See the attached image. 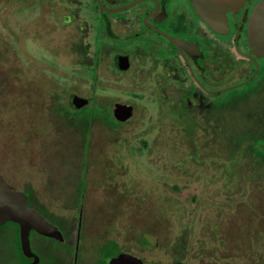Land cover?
<instances>
[{
	"label": "rangeland",
	"instance_id": "rangeland-1",
	"mask_svg": "<svg viewBox=\"0 0 264 264\" xmlns=\"http://www.w3.org/2000/svg\"><path fill=\"white\" fill-rule=\"evenodd\" d=\"M62 1L0 0V110L6 114L16 112L18 46L28 56L36 52L38 67L48 71L47 80L60 79L54 73L59 70L68 75L70 92L87 98L94 95L102 102L92 100L84 111L111 106L115 100L129 102V69L113 72L109 58L115 51H99L100 44L124 48L129 39L109 38L90 0H71L73 5ZM126 1L116 0V4ZM119 13L129 15L125 11L110 14L120 17ZM63 18L68 23L62 24ZM114 27L119 36L129 29L120 19ZM81 46L86 48L84 53ZM96 50L102 56L98 64ZM97 73L100 79L94 84ZM51 88L61 90L60 84ZM47 91L42 88L44 99L51 97ZM231 93H218V97ZM143 105H137L134 118L111 129L99 120L90 126L88 119V128L80 130L74 120L66 124L64 134L59 129L60 114L52 111L53 125L43 127V114L37 108L33 115L50 190L71 194L86 188L84 207L115 213L113 232L119 243L152 264L176 260L181 264H264V175L254 176L245 164L248 159L242 146L246 142L238 150L219 144L216 136L194 135L190 128L183 134L174 125L182 121L172 114H167L158 130H151ZM165 108L170 111L168 103ZM230 115L221 121L226 132L241 122ZM184 122L189 126V120ZM54 123L59 124L58 132ZM153 123L156 127L159 121Z\"/></svg>",
	"mask_w": 264,
	"mask_h": 264
},
{
	"label": "flooded vegetation",
	"instance_id": "flooded-vegetation-1",
	"mask_svg": "<svg viewBox=\"0 0 264 264\" xmlns=\"http://www.w3.org/2000/svg\"><path fill=\"white\" fill-rule=\"evenodd\" d=\"M260 1L264 0H244L237 8L225 11L227 27H221L223 32H218L201 19L192 0H138L123 10L129 12L128 16L119 13L120 17L110 14L115 12L101 10L96 0L98 12L96 8L95 12L103 21L104 33L115 40L129 39V45L124 48L99 45V51L104 48L103 53L115 51L110 58L107 55L113 72L122 73L129 69V102L115 100L111 106L105 105L104 108L110 110L106 119L109 122L96 120L109 128L119 126L136 116L138 104H145L143 106L148 113L147 122L152 124L151 130H158L167 114L182 121L180 125H174L183 134L187 128L194 135L200 132L207 136L240 134L246 129H253L252 120H264V55L255 54L250 46L247 24L254 5ZM65 2L70 5L74 3L71 0L62 1L63 4ZM100 2L106 7L120 6L116 0ZM91 3L94 6L93 0H90ZM70 11L73 14L72 8ZM118 19L129 25L121 36L114 27ZM63 20L62 24L68 23L65 18ZM171 39L183 40L187 45L185 48L177 46ZM80 49L83 53L86 50L83 46ZM18 50L14 71L16 112L6 114L0 110V177L6 188L22 192L26 204L56 231L53 235H47L30 227L26 232L29 250L24 251L21 225L13 220H5L0 224V264H108L120 253H131L144 263L152 264L129 252V246L124 247L119 243L113 232L115 213L101 208L92 211L84 207L86 188L82 193L77 190L71 194L50 190L48 169L42 159L43 145L38 142V135H41L37 131V119L33 112L37 108L41 110L43 127L53 119L52 111L60 114L63 123L60 128L59 124L54 123L53 128L57 132L58 128L62 129L60 133L64 134L63 129L74 120L80 130L86 129L85 121L80 118L83 113H79L90 106L92 100L102 102L94 95L87 98L70 92L69 77L64 72L59 73L58 70V74L54 71L62 81L61 78L47 80L48 71L42 66L38 67L36 52L28 56L21 46H18ZM98 54L97 64L102 57L100 52ZM123 56L128 59L126 68L119 66V57ZM52 58L58 66L60 63L55 55L52 54ZM43 61L40 58V62ZM99 79L97 73L94 84ZM238 83L241 84L220 91ZM53 84H60L61 90L51 88V91ZM238 87L240 89L235 91ZM42 88L48 89L51 97L44 99L41 96ZM225 91L232 93L219 98L218 93ZM75 96L87 102L75 107ZM117 102L132 106L128 119L119 121L114 117L112 109ZM167 103L170 105L169 112L165 108ZM230 113L235 114L234 119L241 122L236 128L230 125V132L229 129L226 132L221 127V121L229 120ZM154 119L159 121L156 127ZM185 120L190 121L189 126L184 124ZM127 240L129 245V238ZM174 264L181 262L176 260Z\"/></svg>",
	"mask_w": 264,
	"mask_h": 264
},
{
	"label": "water",
	"instance_id": "water-1",
	"mask_svg": "<svg viewBox=\"0 0 264 264\" xmlns=\"http://www.w3.org/2000/svg\"><path fill=\"white\" fill-rule=\"evenodd\" d=\"M112 1V0H110ZM138 0L131 3H125L120 6L106 7L100 0L97 3L101 10L108 12L123 11L129 6L135 4ZM193 4L201 17V19L213 30L223 32L221 27H227L225 11L237 8L244 0H192ZM247 37L250 46L257 55H264V1H260L254 5L247 24ZM172 40V39H171ZM177 46L186 47L187 42L181 40H172ZM128 65L127 57H119V66L126 68ZM241 83L234 84L220 91L238 86ZM87 100L75 96L73 103L75 107H79L86 103ZM113 115L119 121L128 119L132 114V106L128 104L115 103L113 105ZM5 220H13L21 225L22 248L24 251L29 250L26 232L30 227H34L39 232L47 235L55 234V228L50 226L37 211L26 204L25 195L20 191H12L3 185L0 177V224ZM25 235V238L23 237ZM108 264H149L144 263L137 256L129 253H120L112 258Z\"/></svg>",
	"mask_w": 264,
	"mask_h": 264
},
{
	"label": "trees",
	"instance_id": "trees-1",
	"mask_svg": "<svg viewBox=\"0 0 264 264\" xmlns=\"http://www.w3.org/2000/svg\"><path fill=\"white\" fill-rule=\"evenodd\" d=\"M93 5L98 12L96 0H93ZM104 15H108V13H104ZM83 111L80 112L79 115L83 113V116H80V118L85 121V128H88V119L90 121H94L96 119H101V117H104L102 118V120L105 121L107 117H109L108 114L110 113V110L108 108L98 106L91 107L88 111ZM252 121L254 124L253 129H246L240 134H231L227 136L225 135L226 138H223L224 136L221 135L223 140L218 134H215L213 136L218 137V139L216 140L219 141V144H223L226 147L233 146L234 149L238 150L239 147L242 146L244 142H246L242 146L244 155L248 159V161L246 160L245 164L248 165L250 170H252V173L254 172V176H259L262 174L264 175V120L256 119ZM141 240L145 243L148 242L145 237H141Z\"/></svg>",
	"mask_w": 264,
	"mask_h": 264
}]
</instances>
